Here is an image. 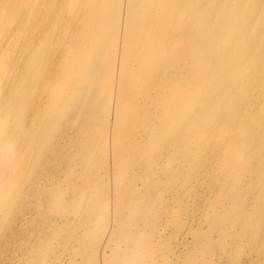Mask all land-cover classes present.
<instances>
[{
    "label": "bare ground",
    "instance_id": "6f19581e",
    "mask_svg": "<svg viewBox=\"0 0 264 264\" xmlns=\"http://www.w3.org/2000/svg\"><path fill=\"white\" fill-rule=\"evenodd\" d=\"M18 247L264 264V0H0V264Z\"/></svg>",
    "mask_w": 264,
    "mask_h": 264
},
{
    "label": "rangeland",
    "instance_id": "374dc122",
    "mask_svg": "<svg viewBox=\"0 0 264 264\" xmlns=\"http://www.w3.org/2000/svg\"><path fill=\"white\" fill-rule=\"evenodd\" d=\"M57 228V227H56ZM169 230H170V228H168L167 230H166V232H167V234L171 237V238H169L170 240H173L174 239V232H169ZM55 233H56V235H59V234H61L60 233V230H58V228H57V230L55 231ZM73 233V230H70V234H72ZM69 234V235H70ZM54 237V236H53ZM57 238L58 239H61L62 237L61 236H57ZM177 239H179L180 238V236H177L176 237ZM183 240V239H182ZM21 249H22V247L21 248H17L16 249V251L10 256V257H8L7 258V261L6 262H4L3 264H25L26 262H25V259H24V256H25V253H24V251H22L21 252ZM23 254V255H22ZM69 254H70V251H66L65 249H64V247L63 248H61V249H58V260H57V262L55 263V264H62L63 263V260L62 259H64V258H68L69 257ZM1 258V260L3 261V259L2 258H4L3 256H1L0 257ZM156 259L157 258H155L153 261H156ZM70 260V259H69ZM70 264H71V261H70Z\"/></svg>",
    "mask_w": 264,
    "mask_h": 264
}]
</instances>
